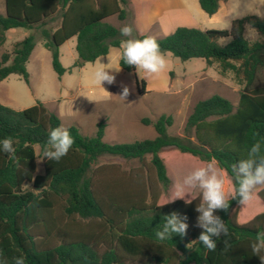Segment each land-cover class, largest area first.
<instances>
[{
    "label": "trees",
    "instance_id": "obj_1",
    "mask_svg": "<svg viewBox=\"0 0 264 264\" xmlns=\"http://www.w3.org/2000/svg\"><path fill=\"white\" fill-rule=\"evenodd\" d=\"M222 1L225 0H199V4L213 16ZM127 3L128 0H6V12L0 13V45L7 41V32L12 29L41 30L43 45L52 54L53 69L62 77L71 70L60 61V47L72 38L77 37L78 58L73 66L77 69L108 55L112 47H120V41L127 40L121 36L120 28L106 21L116 14L120 20L126 19ZM58 16L60 26L47 28V23ZM248 27L256 30L257 39H247ZM145 37L148 36L138 35L136 39ZM224 38L231 40L222 45L220 40ZM155 39L162 53L183 61L201 58L209 66L219 63L223 74L233 72L242 87L238 106L219 94L197 102L185 128L194 139L170 135L168 128L174 124V118L167 114L154 122L142 119L144 125H153L156 137L132 143L106 142L104 121L98 124L94 136L83 135L77 126H69L75 140L72 148L58 162L43 158L44 173L37 174V147L42 154L49 132L62 125L61 118L41 102L23 110L0 103V140L11 136L16 148L15 160L0 151V264H16L19 258H23L24 264H261L251 246L264 233V185L254 192L250 203L241 205L238 195L233 198L239 185L232 166L238 169L241 161L252 159L254 171L264 159V85L258 83L264 71V17L238 18L230 30L178 26L172 33ZM35 46L32 33L15 43L12 53L2 55L0 82L11 74L30 82L27 63ZM120 66L135 73L138 94H147V81L138 77L137 68L124 64L122 59ZM256 143L260 145L259 152L252 154ZM168 148L172 150L166 152ZM177 152L189 154L192 157L183 158L200 163L215 161L229 179V207L227 211L214 212L227 226L228 235L221 231L218 237H212L217 245L215 251H208L198 242L203 231L198 226L201 213L196 211L202 203L200 199H178L157 205L145 198L123 202L109 191L98 193L96 175L98 171L102 173V168L93 170V165L101 156L139 160L148 171V182L150 172H154L167 189L171 183L168 166ZM142 177L137 176L141 180ZM57 199L62 200L67 216L104 221L105 232L76 238L71 235L68 239L70 233L60 231L59 245L48 247L40 243L33 229L44 222L45 214L50 213ZM172 212L181 219L187 217L186 235L173 234L171 239L160 241L155 231L162 225L163 217ZM225 240L231 245L227 250ZM101 244L105 246L103 251ZM261 254L264 255V249Z\"/></svg>",
    "mask_w": 264,
    "mask_h": 264
},
{
    "label": "rangeland",
    "instance_id": "obj_2",
    "mask_svg": "<svg viewBox=\"0 0 264 264\" xmlns=\"http://www.w3.org/2000/svg\"><path fill=\"white\" fill-rule=\"evenodd\" d=\"M182 1L190 18L196 22L194 26L202 30H230L233 21L238 18L246 15L264 17V0L222 1V8L220 7V12L213 19L201 9L199 0ZM155 2L156 0H128L127 5L124 6L127 11L126 19L120 20L116 14L106 21L120 29L125 25L131 26L132 35L127 36V40L136 39V36L143 34L162 38L166 31L161 26H149L148 12ZM5 12L6 0H0V13L5 14ZM183 18L181 17V21ZM176 19L180 20L179 17ZM60 24L61 17L58 16L55 21L48 22L46 27L56 29ZM181 26L189 25L181 24ZM32 33L36 37V46L27 63L30 82L27 83L18 74L9 75L0 82V103L15 110H23L41 102L49 111L61 118L62 126L67 128L75 125L83 135L94 136L98 124L104 121L106 142L132 143L153 139L156 137L153 125H144L142 119L148 118L154 122L160 115L167 114L174 118V124L168 128L170 135L194 139L193 134L187 133L185 128L187 119L197 102L219 94L229 99L235 107L238 106L242 87L236 81L234 73L229 71L223 74L219 63L209 66L201 58L183 61L170 53H162L167 64L161 74L148 75L143 70L137 69L138 77L147 81L148 93L145 95L138 94L133 72L125 71V76L118 75L119 71L123 70L120 66L121 58L118 59L121 48H113L108 56L99 57L83 68H73L78 58L77 37L60 47V61L65 68L71 70L62 77L53 69L52 54L43 45L41 30L18 28L8 31L7 41L0 45V61L4 53H12L15 43ZM245 36L253 41L258 38V33L248 27ZM230 40L231 38H224L220 43L226 45ZM101 66L110 68V74L115 76L113 84L109 85L106 82L102 84L106 92L94 82V72ZM258 83L264 85V71L260 74ZM124 86L129 88V95L122 100L119 95L122 94ZM171 150L172 148L165 149L166 152ZM37 152L38 158H42L39 147ZM177 153L173 154L172 163L168 166L171 183L167 189L157 180L154 172H150L148 182V171L139 160L110 155L101 156L93 165V170L102 168V173L98 171L99 175H96L98 193L103 195L109 191L110 195L123 202L145 198L148 203L157 205L180 199H173L175 185H183L184 180L192 172L207 167L209 163H200L192 158L184 159L192 156ZM211 163L218 176L225 182L228 200L232 196L229 179L221 172L215 161ZM36 167L37 174H43L44 159L40 162L36 160ZM136 175H142V180ZM260 186L262 185L257 186L254 192ZM185 187L187 189L183 198L185 201L200 199L203 202L202 189L199 188L198 182L195 188ZM104 225V221L100 219L83 220L78 216H67L63 210L62 200L57 199L50 213L45 214L44 222L35 227L33 232L40 243L53 247L62 243L60 231L69 232L68 239L72 238L71 235L75 238L78 235H100L105 232ZM48 230L52 231L51 235L46 234ZM104 249L105 246L101 244V250Z\"/></svg>",
    "mask_w": 264,
    "mask_h": 264
},
{
    "label": "clouds",
    "instance_id": "obj_3",
    "mask_svg": "<svg viewBox=\"0 0 264 264\" xmlns=\"http://www.w3.org/2000/svg\"><path fill=\"white\" fill-rule=\"evenodd\" d=\"M132 31V27L128 25L120 29L121 36L125 37L131 36ZM120 48L122 49L121 59L124 61V64L135 66L148 75H159L166 68L167 60L165 55L162 54L160 45L153 37L121 40ZM109 69L110 68L101 66L94 72V82L103 90V83L106 82L110 85L115 82V76L110 74ZM128 95L129 88L124 86L122 94L119 95V97L124 100ZM74 143L75 140L69 130L62 125L57 126L49 132L48 139L43 146L42 158H37V160L40 162L43 158H47L48 160L58 162L68 154ZM14 144L15 141L11 136H7L0 140V151L8 154L9 158L13 160L16 159V148ZM259 147V143L254 144L251 148V153L257 154L259 152ZM254 164V160L248 159L241 161L238 169L236 165L232 166L233 171L237 172V181L239 185L233 198L238 195V202L241 205L250 203L255 196L254 189L259 185H264V159H261L260 163L256 165L253 171ZM210 172L211 175H209ZM197 182L199 188L202 189L203 200L196 208V211L201 213L198 217V226L203 229L199 235L198 242L208 251H215L217 245L212 237H218L221 231L227 236L228 228L218 216L214 215V212L216 210L227 211L229 204L226 199L225 182L218 176L217 171L213 169L212 163L209 162L207 167H201L192 172L191 175L184 180L183 185L176 184L173 199H183L187 191L185 186L188 188H195ZM186 219L187 217L181 219L176 212L164 216L162 225H159L155 231L156 238L160 241H165L171 239L173 234L184 237L188 228L187 223L184 222ZM256 239L259 242L251 246V251L254 256L259 257L261 264H264V255L261 254V250L264 249V233L259 234ZM190 245L191 244L187 247H190ZM224 245V250L231 247L228 240L224 241ZM16 264H24L23 258L17 259Z\"/></svg>",
    "mask_w": 264,
    "mask_h": 264
},
{
    "label": "crops",
    "instance_id": "obj_4",
    "mask_svg": "<svg viewBox=\"0 0 264 264\" xmlns=\"http://www.w3.org/2000/svg\"><path fill=\"white\" fill-rule=\"evenodd\" d=\"M221 8L215 15L212 16L211 19H213V17H215L220 12ZM176 17H179L180 20L176 19ZM181 17L185 18H183L181 21ZM148 19L150 27H152L153 25H158L161 26L164 31H166L164 36L172 33L176 29V27L181 26V24H187L189 25V27H197L194 26L196 22H194L190 18L182 0H156V2L149 9ZM113 48L120 47H112L110 49V52ZM121 53L122 49L120 50V54ZM120 54L118 55V59L121 58ZM118 75L125 76V70L119 71Z\"/></svg>",
    "mask_w": 264,
    "mask_h": 264
}]
</instances>
